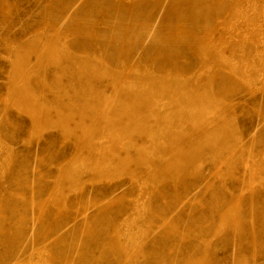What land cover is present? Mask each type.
<instances>
[{
  "label": "rangeland",
  "instance_id": "374dc122",
  "mask_svg": "<svg viewBox=\"0 0 264 264\" xmlns=\"http://www.w3.org/2000/svg\"><path fill=\"white\" fill-rule=\"evenodd\" d=\"M0 264H264V0H0Z\"/></svg>",
  "mask_w": 264,
  "mask_h": 264
},
{
  "label": "bare ground",
  "instance_id": "6f19581e",
  "mask_svg": "<svg viewBox=\"0 0 264 264\" xmlns=\"http://www.w3.org/2000/svg\"><path fill=\"white\" fill-rule=\"evenodd\" d=\"M155 105H157V104H155ZM32 229V228H31Z\"/></svg>",
  "mask_w": 264,
  "mask_h": 264
}]
</instances>
